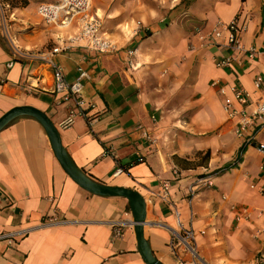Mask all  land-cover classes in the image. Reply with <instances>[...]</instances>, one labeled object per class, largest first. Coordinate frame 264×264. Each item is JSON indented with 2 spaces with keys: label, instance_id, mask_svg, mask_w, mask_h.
Wrapping results in <instances>:
<instances>
[{
  "label": "crops",
  "instance_id": "crops-1",
  "mask_svg": "<svg viewBox=\"0 0 264 264\" xmlns=\"http://www.w3.org/2000/svg\"><path fill=\"white\" fill-rule=\"evenodd\" d=\"M99 10L104 6H98L97 15ZM34 13L38 18L21 8L13 17L9 36L22 48L44 51L76 31L45 23L36 8ZM187 14L206 31L217 20L237 18L244 23L239 41L257 53L217 67L216 59L237 53L222 42H200L185 20H178L184 24L179 31L171 29L174 25L163 31L155 22L112 53L75 44L53 60L69 81L77 67L88 71L83 95L93 103L96 119L87 124L78 117L63 128L59 123L68 105L50 92L51 69L38 59H16L8 67L12 45L0 31V116L23 105L43 111L75 166L97 182L138 192L145 202L144 238L163 264H260L264 219L255 212L264 211V196L256 190L264 185L259 169L264 157L258 150L264 129L245 146L236 167L214 170L231 163L243 145L223 109L226 100L233 101L231 86L245 88L252 98L264 97V90L253 86L255 76L264 75V0H193ZM26 77L38 86H28ZM201 151L210 153L204 162L197 156ZM117 167L122 170L113 176ZM209 174L211 186L196 182ZM164 181L169 183L166 200L160 193ZM231 204L247 206L252 217L236 221ZM45 217L63 222L42 224ZM115 220L122 222L118 237L110 224ZM24 227H30L24 236L0 239V264H146L127 199L93 194L74 182L43 127L30 116L0 130V234ZM189 228L195 232V253L176 235ZM256 229L262 230L257 237Z\"/></svg>",
  "mask_w": 264,
  "mask_h": 264
},
{
  "label": "built area",
  "instance_id": "built-area-1",
  "mask_svg": "<svg viewBox=\"0 0 264 264\" xmlns=\"http://www.w3.org/2000/svg\"><path fill=\"white\" fill-rule=\"evenodd\" d=\"M93 0H45L39 2L36 6V13L47 24H51L60 30L68 29L75 26V33L63 38L59 44L44 51H31L17 45L10 38L12 45L13 58L8 62L7 66L11 67L16 59H38L46 62L51 69L52 84L50 92L55 94L59 103L68 105L66 117L59 123L60 127H69L76 118L80 117L87 124L96 119L95 113H91L94 105L83 95V87L90 75L87 70L82 67H77L76 75L73 80L69 81L65 78L62 67L53 60V57L58 53L69 50L73 45L80 46L97 51L99 53H112L119 49L116 42L111 40L106 31L103 30V23L99 15L91 11ZM8 7L6 3H0V8ZM2 16L5 18V12L2 9ZM12 13L10 14V17ZM244 28V23H240L237 18L229 22L217 20L206 31L201 26H196L193 29V34L203 43H224L230 46L237 54L228 55L216 59L217 67H229L233 61H236L238 55L247 54L249 58H253L257 53L254 47L245 48L239 41V34ZM136 33V32H135ZM135 50L129 51V55H134ZM24 82L29 83L28 86L36 88L38 85H33L29 78L26 77ZM253 86L257 90H264V75L257 74L253 80ZM44 90L43 87H40ZM233 101L226 100L223 103V109L231 121H233V132L235 136L243 140V145H249L256 139L258 131L264 129V97L252 98L250 92L245 88L233 85L230 88ZM223 94V90H221ZM144 136L150 138L147 133L143 132ZM258 150L264 157V143H258ZM140 160V158H139ZM259 169L264 172V162L259 164ZM121 168L117 167L112 172L115 176L121 172ZM212 174L206 177L197 178L196 182L204 183L207 186L212 185ZM252 187L255 185L252 184ZM257 192L264 196V185L256 188ZM161 197L166 200L169 195V183H162ZM224 198V197H223ZM230 208L234 211L236 221L241 219H250L252 210L244 205L231 204ZM178 214V212H176ZM254 214V213H253ZM255 217L264 219V211L255 212ZM63 222V219L57 217H45L42 224H55ZM113 229V237L121 236L122 222L111 221ZM30 227H24L16 231H10L0 234V239H7L12 242L14 239L24 236L28 233ZM262 232L261 229H256L255 237ZM177 238L183 242L192 253H195V232L192 228L185 230L183 234H176ZM260 264H264V238L261 240L259 250Z\"/></svg>",
  "mask_w": 264,
  "mask_h": 264
},
{
  "label": "rangeland",
  "instance_id": "rangeland-1",
  "mask_svg": "<svg viewBox=\"0 0 264 264\" xmlns=\"http://www.w3.org/2000/svg\"><path fill=\"white\" fill-rule=\"evenodd\" d=\"M45 0H27L26 6H21L22 0H0V3L8 4V7L3 6L5 18L2 16V9L0 8V31L8 41V35L12 36V24L16 23L13 17H18L19 9L26 8L31 14L39 2ZM193 0H93L91 4V11L95 13L98 6H104V10H99L98 14L103 22V27L106 32L116 41L117 45H124L127 43L129 36L135 35V32L142 31L144 34L149 32L155 22H159L160 29L168 31L171 28L175 31L182 28V23L178 20L191 21V32L197 23L193 19H189L187 14L188 6ZM101 2V3H100ZM15 3V4H14ZM14 4V5H13ZM101 4V5H99ZM14 12V16L10 14ZM177 14L178 19L172 20V15ZM38 18V17H37ZM156 26V25H155ZM207 152V151H206ZM203 151L198 152L197 156L200 161L204 162L209 157ZM221 168V167H219ZM217 168V169H219ZM215 169V170H217ZM214 170V171H215ZM189 251L190 249L181 242Z\"/></svg>",
  "mask_w": 264,
  "mask_h": 264
},
{
  "label": "water",
  "instance_id": "water-1",
  "mask_svg": "<svg viewBox=\"0 0 264 264\" xmlns=\"http://www.w3.org/2000/svg\"><path fill=\"white\" fill-rule=\"evenodd\" d=\"M19 116H30L37 120L43 127L51 145L52 151L66 174L86 191L103 196H119L127 199L132 215V225L137 242V249L146 264H163L150 250L144 235L143 224L145 221V202L142 196L129 188L108 185L97 182L88 177L72 162L61 144L59 132L51 119L41 110L28 106H15L0 116V130L13 119Z\"/></svg>",
  "mask_w": 264,
  "mask_h": 264
},
{
  "label": "trees",
  "instance_id": "trees-1",
  "mask_svg": "<svg viewBox=\"0 0 264 264\" xmlns=\"http://www.w3.org/2000/svg\"><path fill=\"white\" fill-rule=\"evenodd\" d=\"M27 4H28L27 0H22L21 6H26ZM244 150H245V146L244 145L240 146L235 157L233 158L232 162L221 167V168H219V169H217V170H215V171L218 172V171H222L223 169L236 167L238 165V163L241 161V155L244 152ZM205 155L208 156V151L205 153Z\"/></svg>",
  "mask_w": 264,
  "mask_h": 264
}]
</instances>
